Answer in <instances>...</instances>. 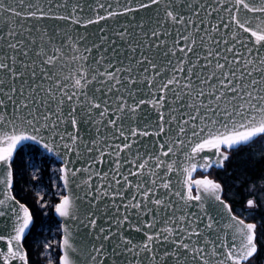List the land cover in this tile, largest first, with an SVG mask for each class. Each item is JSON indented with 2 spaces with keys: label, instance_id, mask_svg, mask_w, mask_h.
<instances>
[{
  "label": "snow or ice",
  "instance_id": "obj_1",
  "mask_svg": "<svg viewBox=\"0 0 264 264\" xmlns=\"http://www.w3.org/2000/svg\"><path fill=\"white\" fill-rule=\"evenodd\" d=\"M0 264H264V0H0Z\"/></svg>",
  "mask_w": 264,
  "mask_h": 264
},
{
  "label": "trees",
  "instance_id": "obj_2",
  "mask_svg": "<svg viewBox=\"0 0 264 264\" xmlns=\"http://www.w3.org/2000/svg\"><path fill=\"white\" fill-rule=\"evenodd\" d=\"M24 188H25V191H23L21 193V195L24 197L25 201H27L29 203V205L33 209L37 235H39V231L38 230L40 229V226L43 223L42 222L43 217L41 216V213H43V212L38 206H36L34 204L33 199H32V195L27 191V185H24ZM52 210H53V208H51V207L47 209V211H48V219H49L50 222L57 224V221L55 220V218L52 215ZM33 247H35V245H33Z\"/></svg>",
  "mask_w": 264,
  "mask_h": 264
},
{
  "label": "rangeland",
  "instance_id": "obj_3",
  "mask_svg": "<svg viewBox=\"0 0 264 264\" xmlns=\"http://www.w3.org/2000/svg\"><path fill=\"white\" fill-rule=\"evenodd\" d=\"M50 174V173H49ZM54 179V177H53ZM49 181H48V178L47 176L45 177V184H48ZM43 213H41V216L43 217V220H42V225L40 226L43 227V232H39V238L42 240L43 238L47 237L49 239H54L56 238V226L57 224L55 223H52L49 221L48 219V211L47 209H41Z\"/></svg>",
  "mask_w": 264,
  "mask_h": 264
},
{
  "label": "water",
  "instance_id": "obj_4",
  "mask_svg": "<svg viewBox=\"0 0 264 264\" xmlns=\"http://www.w3.org/2000/svg\"><path fill=\"white\" fill-rule=\"evenodd\" d=\"M52 215H53V217L59 222V218L56 217V215H55V213H54V210H53V212H52Z\"/></svg>",
  "mask_w": 264,
  "mask_h": 264
}]
</instances>
